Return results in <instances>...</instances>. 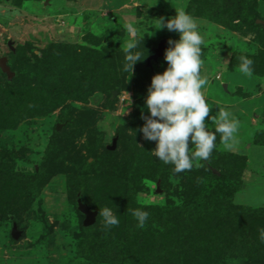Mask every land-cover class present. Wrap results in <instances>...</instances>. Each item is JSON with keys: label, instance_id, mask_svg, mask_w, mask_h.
<instances>
[{"label": "rangeland", "instance_id": "374dc122", "mask_svg": "<svg viewBox=\"0 0 264 264\" xmlns=\"http://www.w3.org/2000/svg\"><path fill=\"white\" fill-rule=\"evenodd\" d=\"M180 10L202 21L209 131L220 109L240 123L231 148L217 133L207 161L175 173L138 129L151 77L167 67V41L179 38L155 20ZM134 38L145 58L128 76L123 49ZM242 55L254 61L251 76L239 71ZM2 58L0 264H124L116 237L130 235L131 250L142 243L127 215L135 206L163 209L172 221L209 211L222 226L211 237L213 264H264V243L255 250L242 226L246 211L264 216V0H0ZM105 206L116 207L118 226L104 228ZM80 207L94 215L90 232L80 229ZM166 233L162 250L174 240L183 247L180 231Z\"/></svg>", "mask_w": 264, "mask_h": 264}, {"label": "clouds", "instance_id": "9594fccd", "mask_svg": "<svg viewBox=\"0 0 264 264\" xmlns=\"http://www.w3.org/2000/svg\"><path fill=\"white\" fill-rule=\"evenodd\" d=\"M201 23L200 18L184 10L176 11L171 17L160 16L155 20V29L175 32L179 38L168 39L169 46L163 57L167 67L151 77L144 102L148 114H142L144 123L138 131L144 140L155 142L152 156L165 165H173L175 173L190 171L194 165L199 166V162L207 161L216 148L217 133L221 135L223 143L231 148L240 123L227 109L219 110L215 132L209 131L205 122L206 118H215L210 115L212 108L202 91L208 80L201 76L204 62L202 46L205 43L200 31ZM129 31L135 37L139 30L129 25ZM141 44V39L134 38L123 49L122 70L128 76L132 74L134 65L145 58L139 50ZM239 59V71L246 76L253 75V59L245 55ZM127 97L126 105L131 104L128 93ZM99 215L103 217L105 229L118 226L121 222L116 207L105 206L100 209ZM132 215L137 227L143 229L150 212L137 208L132 211ZM258 231L260 241L264 242V228Z\"/></svg>", "mask_w": 264, "mask_h": 264}, {"label": "trees", "instance_id": "16d2710c", "mask_svg": "<svg viewBox=\"0 0 264 264\" xmlns=\"http://www.w3.org/2000/svg\"><path fill=\"white\" fill-rule=\"evenodd\" d=\"M65 91L66 90L64 89V92ZM77 96H80V94L77 93ZM77 96L75 97L77 98ZM59 99V102L61 100L64 101L65 98L63 92L61 98ZM15 105L17 106V104ZM210 178L217 179L218 176L212 177L211 175H209L208 181L211 180ZM206 204L208 203L206 202ZM214 205V203L210 204V206ZM137 208H144L148 210L150 212V216L146 223V226L143 229L137 227L136 225V228L134 230L135 238L137 237L136 240L142 241V243H139L141 247L139 246L140 248H137V250H131L132 245L129 242L130 239L128 240L126 238V233L119 234L116 237V245L118 244L117 247L122 248L124 254H126L125 258L123 259L124 264H169V261H165L173 256V252L174 255H180L182 257V261L177 264L214 263L213 256H215V252L212 248H210V244L213 243L211 237L213 234H215V232L213 231L219 230L222 226H217V224H219L218 221L213 220L211 222V217L208 214L209 211L206 213L199 214L198 217H194L191 214L182 213L181 215H179V217H177L178 220L172 221L170 220V216H168V218H165V214H163V209H160L158 207L135 206L134 210ZM221 209L223 210L222 207ZM132 211H128V218H133L136 222L134 216L132 215ZM224 212L226 215L225 208ZM214 213L217 218H219L221 210L218 211L216 209ZM225 215H222V217H225ZM172 216L175 215L172 214ZM242 220L244 221V224L242 226L245 231V239L248 241L249 244H251L250 246H253L255 250L259 251L258 245L261 241L259 239L258 230L259 228H264V225H262L264 224V216L254 211H246V213L243 215ZM259 222L262 223L259 224ZM258 226L260 227L258 228ZM214 227H217V229H215ZM168 228L180 231L184 242L183 245H181L183 246L182 248H178V245H176V241L174 240V243L172 242L173 247L162 250V246L159 243L165 242V235L169 233H166V230H168ZM80 229L84 233H87L91 231L92 227H85L81 224ZM127 236L130 237V235ZM148 237L153 238L154 240L149 241ZM263 243L264 242H261V244ZM151 245L154 248L150 247ZM262 249L264 250V247Z\"/></svg>", "mask_w": 264, "mask_h": 264}, {"label": "water", "instance_id": "95a60500", "mask_svg": "<svg viewBox=\"0 0 264 264\" xmlns=\"http://www.w3.org/2000/svg\"><path fill=\"white\" fill-rule=\"evenodd\" d=\"M164 45H165V42H162L161 45H160V50L159 51H161V49L163 48ZM0 67H1L2 71H4V72L8 71V67L6 66V59L5 58L0 59ZM80 210L86 216L83 225L85 227L91 226L93 224V221H94V215L87 208L80 207ZM11 235H12V237L14 239H17L20 236V232H18L16 227H14L13 230H12Z\"/></svg>", "mask_w": 264, "mask_h": 264}]
</instances>
